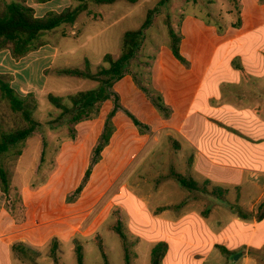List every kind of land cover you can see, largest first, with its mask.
<instances>
[{"label":"crops","instance_id":"crops-1","mask_svg":"<svg viewBox=\"0 0 264 264\" xmlns=\"http://www.w3.org/2000/svg\"><path fill=\"white\" fill-rule=\"evenodd\" d=\"M5 2L0 0V5ZM26 2L38 17L78 6L71 0ZM252 2L259 6V0ZM182 23L180 53L188 65L169 46L166 53L158 50L150 60L155 101L137 85L133 68L113 87L120 107L112 118L115 132L100 161L107 162V153L118 143L115 175L108 170L98 188L90 175L74 196L114 108L110 100L97 117L75 124V138L63 143L76 155L87 149V164L80 178L63 191L54 217H39L37 208L32 210L29 204L33 196L46 192L47 198L53 188L58 189L57 182L49 188L52 179L36 189L21 186L25 207L21 220L6 205L8 198L0 188V264H115L109 253H99L105 241L103 230L120 237L121 264H127L119 226L135 256L133 264H151L152 250L159 243L168 246L161 264H264V211L260 209L264 203V49L252 52L233 47L248 32L264 26V21L251 22L245 33L246 22L241 19L230 37L193 18ZM65 30L63 36L68 35ZM47 47L43 43L19 59L8 49L0 50V77L22 97L33 93L38 98L44 92L51 68L39 65L52 56ZM141 55L137 52L130 64L142 65ZM211 79L209 90L200 98ZM126 85L132 95L128 101L122 91ZM120 115L125 129L118 124ZM180 178L196 186L185 187ZM83 252H95L101 258H83Z\"/></svg>","mask_w":264,"mask_h":264},{"label":"rangeland","instance_id":"rangeland-1","mask_svg":"<svg viewBox=\"0 0 264 264\" xmlns=\"http://www.w3.org/2000/svg\"><path fill=\"white\" fill-rule=\"evenodd\" d=\"M14 1L16 0H6V3ZM160 1L139 0L136 3H131L120 0L113 4L102 5L89 2L88 9L79 15L74 27L63 24L41 38V45L43 43L49 45L50 47L45 48V51L52 56H49L39 66L41 68L45 64L51 68V71L45 76V90L39 93V99L35 94L29 93L30 96H34V99H30L37 103V109L33 114L34 119L41 123V126L27 141L20 143L1 158L13 185L6 205L10 210H13L18 220H21L25 212V209H23L25 208L24 201H20V198L22 200L21 186L23 184L31 185L36 189L50 179L52 181L49 188L57 182L58 189L53 188L47 198L46 192H42L35 197L33 196L32 200L29 201L32 210L37 208L39 217H54L59 211V202L63 191L80 178L83 167L87 164L84 162L87 149L76 155L70 145L64 146L63 143L70 140L75 125L70 123L69 116L59 118L62 111L58 110L49 101L48 96L49 94L59 97L75 95L81 91L96 89L99 83L93 80L59 75L58 70L63 68L84 69L87 59L91 63L93 72H97L102 66L107 67L108 64L103 61L104 56L112 54L115 58H118L123 52L125 34L129 31L139 30L146 21L149 10L157 7ZM71 2L74 6L80 4L74 0H71ZM262 5L264 4L260 1L259 6L255 5L252 0H168L160 7V11L154 16L152 25L144 33V41L139 49L142 53L140 57L142 65L132 63L128 70L135 69V82L149 98L154 100L152 96H155L156 93L150 86L152 84L150 60L157 56V52L161 48L165 53V47L169 46L172 49L171 30L177 39H183L184 23L182 22L193 18L198 20L200 24L205 22L206 25L215 26L219 35L230 37L236 34L235 28L238 27V20L242 19L246 22L244 29L246 33L250 30L251 22L260 23L264 21V8H262ZM185 28L188 31V25ZM64 29L68 31L67 36L62 35ZM72 31H75L77 35H73ZM205 31L207 35H212L210 28H205ZM247 34V37L233 45L235 50L253 52L257 49H264V26L259 27L256 32H248ZM239 43L243 45H239ZM204 46L207 47V44L205 43ZM226 47L224 46L219 53L223 52ZM205 50H209V48ZM54 53H56V56L53 58ZM34 68L37 72V66ZM35 80H39L41 85L42 78L37 73L35 74ZM210 82H212V79L206 83L200 98L204 97L205 92L209 90ZM122 86L123 83L120 87L122 88ZM122 91L127 101L132 98L127 85L123 87ZM157 95L163 99L162 95L159 93ZM67 104L71 105L69 101H67ZM210 115L214 116L216 114L211 112ZM123 118L120 115L117 120L119 126L125 129L126 123ZM26 125L21 113L12 110L9 101L2 96L0 91V133L23 128ZM50 132H53L52 135ZM128 139L130 145H133L134 138L130 135ZM118 145V143L115 144L112 152L107 153V162L101 163V156L91 155L85 173L91 170L90 175L93 178L94 188H98L107 179L106 172L108 170L113 175L116 174V164L118 163L116 149ZM63 147L66 149L65 152ZM61 152H63V155L59 156ZM70 159H73L72 163L69 162ZM19 162H21L20 167H18ZM89 178H85L84 175L80 185L84 187ZM102 234L105 236V241L99 253L106 251L110 255V260L115 264H121L120 237L115 233H108L106 230H103ZM83 253V258H94V260L101 258L95 252L93 254H90V252Z\"/></svg>","mask_w":264,"mask_h":264},{"label":"trees","instance_id":"trees-1","mask_svg":"<svg viewBox=\"0 0 264 264\" xmlns=\"http://www.w3.org/2000/svg\"><path fill=\"white\" fill-rule=\"evenodd\" d=\"M51 0H37L39 3H46ZM80 4L77 7L67 8L62 12L50 11L42 17L36 16V11L33 7L27 4L26 0H16L12 3H3L0 5V50L8 49L14 58L19 59L30 52L37 50L41 46V38L44 37L49 31H53L61 25L74 26L79 15L88 9V3L93 2L97 5L113 4L120 0H74ZM131 3H136L139 0H125ZM168 0H161L157 7L149 10L147 19L139 30L129 31L124 36V48L122 54L115 58L112 54L104 56V63L108 64L107 67L102 66L97 72H93L91 63L87 59L84 69L77 68H63L58 70L59 75H67L79 79L93 80L99 83L96 89L89 91H81L75 95L67 97L54 96L49 94V101L58 109L61 110L60 119L64 116H69L70 123L73 125L88 118H95L99 115L101 106L110 100H114L115 107L109 113L104 131L98 141L97 146L94 148L93 154L95 157L101 156L102 150L109 145L110 140L115 132V126L112 118L119 109L118 95L113 91L114 85L120 81L126 74L131 61L136 57L137 52L141 48L144 41L145 31L152 25L156 13L160 11ZM264 4V0H259ZM241 19L238 20L237 26H240ZM173 38L172 51L174 56L183 64L188 65L186 59L180 53V39H177L170 31ZM64 34L67 35L68 31L65 30ZM0 91L2 96L9 101L11 108L14 112L21 113L26 122L23 128L15 129L9 132L0 133V188L6 194L7 198L11 191V180L8 171L2 163V156L7 154L11 149L18 146L20 143L27 141L41 123L34 119V111L37 109V103L32 98L34 96L27 95L22 97L16 92L10 84L0 77ZM31 98V99H30ZM161 99V98H159ZM36 101V99H35ZM67 101L71 105L67 104ZM155 101V99H154ZM129 114V113H128ZM129 116L133 119L137 126L141 124L131 114ZM73 133V132H72ZM71 138H75L72 134ZM91 170L86 172L85 178L90 177ZM180 182L185 187L196 186L195 182L180 178ZM83 185L76 190L74 196L80 194ZM20 201L21 198H20ZM25 209V208H23ZM260 209L264 211V203ZM12 213V212H11ZM14 215V214H13ZM117 231L125 241L126 245V262L132 263V256L134 254L126 244V235L122 231L121 226L117 227ZM168 250L165 243L157 244L152 250L151 264H161Z\"/></svg>","mask_w":264,"mask_h":264}]
</instances>
